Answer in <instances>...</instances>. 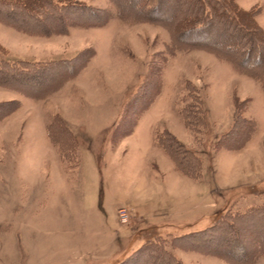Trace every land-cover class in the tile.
I'll list each match as a JSON object with an SVG mask.
<instances>
[{
  "label": "rangeland",
  "instance_id": "rangeland-1",
  "mask_svg": "<svg viewBox=\"0 0 264 264\" xmlns=\"http://www.w3.org/2000/svg\"><path fill=\"white\" fill-rule=\"evenodd\" d=\"M75 1L110 18L47 37L0 23V58L56 61L42 86L24 88L35 96L0 89V264H118L148 243L181 264H232L206 252L222 237L192 234L264 202V68L254 78L226 53L192 47L218 42V27L177 40L170 22L121 19L110 0ZM235 1L258 8L264 29V0ZM174 7L162 15L171 19ZM54 117L75 139L76 165L61 161L48 136ZM235 118L237 133L227 135ZM161 131L199 160L196 178L156 144ZM259 224L243 226L235 251L261 255L252 264H264ZM150 253L138 264H160Z\"/></svg>",
  "mask_w": 264,
  "mask_h": 264
},
{
  "label": "trees",
  "instance_id": "trees-1",
  "mask_svg": "<svg viewBox=\"0 0 264 264\" xmlns=\"http://www.w3.org/2000/svg\"><path fill=\"white\" fill-rule=\"evenodd\" d=\"M110 1L116 8L117 16L121 19L137 16L138 18L136 19L148 22L166 25L170 22L168 27H170L173 36L177 37V40L180 38L184 39L188 34H202V38L205 39L211 34L212 28L218 27L222 36L218 42H209L208 40L194 42L192 47H204L214 52L221 51L226 53L229 56L227 59L229 58L228 60L239 71L254 78H259V75L254 70L264 68V29L255 20V16L259 11L256 7L243 9L237 5L235 0ZM172 4L175 5V9L173 8L174 13L170 15V19L168 16L162 15V13L166 14L169 9L168 6L170 7ZM73 13L90 17L86 20L89 22L76 21L69 16V14ZM108 18H110V13L106 10L91 7L81 1L0 0V23L28 35L47 37L56 33L63 34L67 32L70 26H100ZM0 53L3 55L7 53L1 45ZM90 54L92 55V53ZM90 54L89 57L91 56ZM55 62L26 59L9 62L0 58V86L28 94L30 93L29 90L25 89L30 88L33 90L34 87L44 84L47 77L45 74L51 70ZM41 73L43 74L42 77L40 76ZM32 95L35 96L36 94L30 93V96ZM40 96L38 95V97ZM12 106L6 112H12V110L17 108V103ZM236 118L232 129L227 135L233 136L237 133L238 121ZM248 125H250L248 130V133H250L253 125L251 122ZM47 131L51 142L59 152L61 161L69 163L71 166L73 164L76 165L77 153L70 157V150L68 151V149H72L76 152V142L63 121L54 117L47 125ZM154 138L156 144L173 159L177 170L187 176L197 177L196 172L199 160L189 150L184 148L172 134L167 131H161L156 133ZM236 147L237 145L233 146V148ZM179 156L182 158H179ZM186 157L188 159L183 160ZM71 161H74V163L71 164ZM66 165L69 167L68 164ZM255 221H263L264 223V202L252 206L242 213L227 214L225 217L219 218L210 228L193 233L192 237L200 233L202 235L206 232H215V235L222 237L223 240L220 238L221 240L215 244H207V248L213 249V251L206 250V252L224 257L232 264H252L261 255H251L252 257L249 258L244 255L236 256L235 251L239 246L242 247L244 245L239 238L240 233L244 230L243 226ZM259 225V227L256 225L258 232L264 233L263 227L261 224ZM215 235L213 234L211 238H214ZM189 236L191 234L180 236L177 239L184 241ZM204 239L210 238L205 236ZM263 241H260V244L264 245ZM143 250L151 252L152 254H148V257L155 259V262L156 260L159 261L160 264H181L157 243L153 245L150 243L145 244V246L137 249L118 264H138L137 258ZM259 253L264 254V249L259 250Z\"/></svg>",
  "mask_w": 264,
  "mask_h": 264
},
{
  "label": "crops",
  "instance_id": "crops-1",
  "mask_svg": "<svg viewBox=\"0 0 264 264\" xmlns=\"http://www.w3.org/2000/svg\"><path fill=\"white\" fill-rule=\"evenodd\" d=\"M1 25H2V24H1ZM3 26H4V25H3ZM4 27H6V26H4ZM6 29H11V30H13V31H16V30H14V29H12V28H9V27H6ZM16 33H18V32L16 31ZM16 35H18V34H16ZM16 37H18V36H16ZM0 89H5V87H1V86H0ZM6 90H7V89H6ZM9 91H11V90H9ZM0 92H1V91H0ZM0 101H3V100H0ZM153 197H154V196H152V197H151L150 195L148 196V198H149L150 201H152V198H153ZM208 207H211L210 204H209ZM130 209L133 210V208H130ZM115 212H116V211H115ZM115 219H116V216H115ZM132 229H133V227H132ZM134 229H135V228H134Z\"/></svg>",
  "mask_w": 264,
  "mask_h": 264
},
{
  "label": "built area",
  "instance_id": "built-area-1",
  "mask_svg": "<svg viewBox=\"0 0 264 264\" xmlns=\"http://www.w3.org/2000/svg\"><path fill=\"white\" fill-rule=\"evenodd\" d=\"M119 217H120V220H121L122 222H125L126 219H127V213H126L124 210H121V211L119 212Z\"/></svg>",
  "mask_w": 264,
  "mask_h": 264
}]
</instances>
